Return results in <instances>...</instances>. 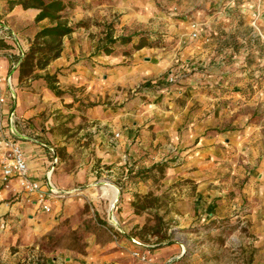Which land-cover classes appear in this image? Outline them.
Here are the masks:
<instances>
[{"label":"crops","instance_id":"0c3cea01","mask_svg":"<svg viewBox=\"0 0 264 264\" xmlns=\"http://www.w3.org/2000/svg\"><path fill=\"white\" fill-rule=\"evenodd\" d=\"M186 1L162 0L170 11L168 16L159 0H88L87 9L80 5L73 18L88 21V26L64 36L59 56L46 67L21 77L20 63L25 55L13 68L15 54H27L36 33L51 23L48 18L36 20L40 8L31 1L0 0V28L9 26L15 34L13 39L0 38V74L10 76L13 86L12 90L5 89L4 110L13 112L19 123L20 132L13 139L22 148L30 177L45 190L50 172V183L66 192L54 198L51 210L46 212L35 200L29 201L27 194L15 199L14 189L3 190L0 245L19 246V251L3 259L5 264L21 260L27 246L28 255L33 257L36 251L31 247L38 238L65 217L77 218L85 202L93 205L100 217L110 216L119 232L116 236L105 232L103 238L99 232H92L84 253L58 249L48 257L47 264H130L131 260L136 264H200L195 263L198 255H192L181 242L170 239L161 244L146 243L132 234L143 221L134 211V193L150 191L146 179L123 181L126 165L133 162L136 169L165 164L169 182L185 181L181 194L173 192L176 198L170 201L172 217H178L181 227L194 228L232 213L246 214L249 249L236 264H264V89L254 88L244 94L243 87L252 80L248 67L243 74L239 70L234 73L233 81L226 75L237 69L240 56L232 51L239 57L232 61L234 66L227 64L231 61L224 63L223 54L233 49L221 44L222 31L215 30L212 23L215 18L235 21L228 15L236 7V0H222L223 9L217 17L215 13L205 21L197 18V37L191 36L190 21L181 12ZM199 1L201 5L209 3L197 0L193 5ZM259 2L237 0L251 25ZM261 5L264 10V0ZM115 14L120 31L126 32L150 25L157 30L164 16L162 24L170 43L142 47L129 56L118 50L106 54L102 49L106 42L96 41L107 32H101L94 21L105 23ZM262 18L264 13L257 21L258 28ZM67 22L71 24L70 19ZM205 63L218 67L202 76L194 69ZM184 66L196 72L183 84L175 85L182 92L165 83L153 85L165 72ZM45 74L56 75L53 84L63 92L61 95L48 87L41 77ZM260 84L264 85V80ZM224 85L232 91L225 92ZM75 115L79 121L83 119V124H69L71 128L62 125ZM171 149L173 163L157 162ZM3 151L0 144V188ZM226 162L236 165L232 168H237L239 187L226 181L234 177L222 180L217 173L218 166ZM72 164L73 169L69 167ZM103 182L119 188L115 208H111L109 194L103 192ZM189 184L192 189L186 188ZM12 187H16L15 182ZM135 248L145 252L149 262L133 258L130 253Z\"/></svg>","mask_w":264,"mask_h":264},{"label":"rangeland","instance_id":"374dc122","mask_svg":"<svg viewBox=\"0 0 264 264\" xmlns=\"http://www.w3.org/2000/svg\"><path fill=\"white\" fill-rule=\"evenodd\" d=\"M62 1L66 4V8L61 12L64 17L63 19L66 21L70 19V25L74 27V30L81 27H87L89 23L88 21H76L73 18L74 12L79 10L80 5L81 9H87L86 5L89 4L88 0ZM97 1H101L103 3V1L106 0ZM194 1L197 2V0H187L186 8L182 9L181 11L186 17H188L190 22L192 19L197 20V18L205 21L207 20L206 17H211L215 13L218 14L215 15L216 17L219 16V13L223 9L224 5L222 0L218 1L217 3H215V0H209V3L203 5H201L200 1L198 4L193 5ZM226 1L227 0H225V2ZM157 3L159 4L162 12L165 15H168L166 13H169L170 11L167 6L162 4V0H159ZM237 5L238 4L236 0V7L234 10H232V12L231 10L226 11H229L230 14L228 16H230V18L234 17L235 21L215 18L213 20L214 22L212 23V26H214L215 30L222 31L224 41L221 44L229 46L233 49L223 54L222 60L224 63L231 61V63L227 64H229L230 67L234 66L232 61L235 59L237 60L239 57H234L232 51L237 52V55L240 56V64H236L237 69L235 71L233 69L231 70V73L226 74L230 76V81H233L234 76L232 75H234V73L236 74L238 70L239 74H243L245 68H250L248 74H250L252 80L243 87L244 94H247L254 88L261 89V91L264 89V85L260 84V81L264 80V18H262L260 21V28H258L259 22H257L256 25L253 23L251 25L247 15H245L244 11H242V9ZM174 11H178V8H174ZM118 17L119 16L115 14L113 19L105 23L94 21L100 31L102 29L103 32H105V30L107 32L106 36L103 35L102 37H98V40L96 41L97 43L101 44L100 42L103 41L106 42L103 46H106L108 45L109 39H107V37L117 38V41L110 46L111 49L113 51L118 50L120 53L122 52L127 56L131 55L142 41L146 42L145 46L143 47H162L170 43V39L165 33L164 16L161 17L162 22L158 24L159 28L157 30H153L154 27L150 25L144 29L134 31L131 30L132 32H126V30L123 28V30L120 31L121 28H119ZM209 42H211V40L206 41V43ZM212 43H215V39L212 41ZM182 44L185 45L186 42H183ZM215 45L218 46L219 43ZM38 57L39 55H35L33 63L36 62ZM219 58H221V56H219ZM217 67L218 65L216 63L212 65L205 63L201 64L194 70L202 73V76H206L209 70ZM194 70L190 71V67L185 66L179 68L174 67L161 75L159 79L156 78L157 80H155L153 85L165 83L167 85L174 86L176 89L175 91L182 92V89L175 85L183 84L181 82L187 76H190L196 72ZM171 71L177 76L175 81H169L167 78L169 72ZM25 81L27 82V80ZM212 88L209 91L210 94L212 93ZM223 88L225 92L229 90L232 91L231 87L229 86L224 85ZM138 89H140V86L136 88V90ZM248 89L250 90L248 91ZM69 124H71V126H80L83 124V119L81 118L79 121L75 115L73 118H70V120L66 119L62 125H65L66 128H71ZM173 153L174 152L172 150L162 154V160L159 159L157 162L164 161L167 165H169V163H173V157H169L173 156ZM65 154L67 155V153ZM63 158L66 159L65 157ZM63 158L62 161L64 160ZM181 162L182 161L179 160L177 163L180 164ZM126 166L127 170H125L123 174V181H129L130 183L136 182L140 179H146L145 181H149L150 191L146 193L148 195L135 192L132 203L134 211L137 214H140V216L143 218L141 225L133 230L132 234L138 235L142 241L146 243L153 242L154 244H161L170 239L176 240L181 242L183 245H187L188 250L189 252H192V255H198V260H196L195 263L200 264H236L239 262L240 256L242 257V255H245V253L248 251V221L247 218L243 217L246 216V214H242V216H240L236 213H232L231 215H228L222 219H214L208 223H203L202 225H198L194 228H190V226L181 227L178 217H172V211H174V207H172V203L170 201L176 198L174 195H172L173 192H177V196L181 194V191L186 185L185 181L178 180L176 182H169L165 164L162 167H154L153 165L145 167L146 165H144V168L136 169L134 167L135 162H133L131 165L127 164ZM232 166L235 167L236 165H231L229 163L221 164V166H218L216 170L217 173L221 175L220 178L222 180L224 178L229 179V176L234 177L231 180L226 181L230 182L235 188L239 187L238 182L235 180V178L238 177V174L235 173L237 168L234 170V167L232 168ZM69 167L73 169L75 168V164H72V166ZM186 188L192 189L190 184L189 186H186ZM154 193L158 194V196H154ZM178 199L179 198L177 197V200ZM9 204L10 203L7 202V205ZM116 205L117 201L113 207L115 208ZM4 220L7 221V218L4 217ZM110 220V216L108 218L106 216L100 217L97 215L93 205L85 202L82 209L80 210V215L77 218H75L74 215L67 218L65 217L58 222L54 229L48 233H44L38 238L36 243L32 245L33 247H31L36 251L33 257L30 256L31 253L28 255L27 246L25 248L26 254L22 256L21 260H17L14 264H47L48 257L53 251H57L58 249L66 248L69 250H75L79 253H84L85 247L88 245L87 239L90 233L99 232L100 238L104 237L105 232H110L111 235H117V232H119L118 228H115L116 225H112V221ZM18 248L19 246L17 245H9L8 248L6 245H0V264H5L3 259L8 254L11 255L15 251H19ZM144 248L145 246L143 249ZM139 249L142 248L139 247ZM136 250L137 249L135 248L131 251L130 255L132 257V253ZM188 250L186 252H188ZM129 263L136 264L135 260H131Z\"/></svg>","mask_w":264,"mask_h":264},{"label":"built area","instance_id":"2783aa9c","mask_svg":"<svg viewBox=\"0 0 264 264\" xmlns=\"http://www.w3.org/2000/svg\"><path fill=\"white\" fill-rule=\"evenodd\" d=\"M259 6H257L255 12L252 14V23L257 24L261 14L264 13L262 0H259ZM191 36L197 37L198 33V22L192 19L190 22ZM15 36L13 30L9 26H3L0 28L1 39H13ZM23 52L15 54L12 67L18 66L22 58L24 57ZM176 75L171 71L168 74L169 81H175ZM5 89L12 90L11 77H3L0 74V144L3 145L4 151L1 156V182L0 195L3 190L14 189L13 197L16 199L20 194L25 193L28 195V200H35L39 203L41 208L49 212L51 210V201L54 198L63 197L66 192H62L55 188L49 181V174L47 173V185L48 189H43L39 183L32 179L29 175V169L27 162L24 158L22 148L13 139L14 136L18 135L19 123L14 116V113H6L4 106L7 105ZM12 182H15L16 187H12ZM133 257L141 262H149V258L146 253L140 250H136L132 253Z\"/></svg>","mask_w":264,"mask_h":264},{"label":"trees","instance_id":"16d2710c","mask_svg":"<svg viewBox=\"0 0 264 264\" xmlns=\"http://www.w3.org/2000/svg\"><path fill=\"white\" fill-rule=\"evenodd\" d=\"M28 1H31L33 3L32 5L35 4L38 8H40V12L36 16L37 21L48 18L51 24L43 27L36 33L29 52L25 54L24 59L20 63L21 77L32 74L35 69H43L46 65H48V63H50V61L58 57L61 51L62 38L74 31V27L68 25V22L63 19L64 17L61 14V12L66 8L65 2L62 0H49L47 2L44 0ZM107 39L109 46H103L102 49L106 54H110L113 53L110 46L117 41V38L107 37ZM145 43L146 42L142 41L136 49L142 48L145 46ZM35 55H39V57L36 59V62L33 63ZM41 77L47 81L48 87L57 95H61L63 93L55 84H53V82L56 81L55 74H45ZM162 166H164V164L154 165V167Z\"/></svg>","mask_w":264,"mask_h":264},{"label":"bare ground","instance_id":"6f19581e","mask_svg":"<svg viewBox=\"0 0 264 264\" xmlns=\"http://www.w3.org/2000/svg\"><path fill=\"white\" fill-rule=\"evenodd\" d=\"M102 189L104 194H109L110 198H111V208L113 207V205L116 203V200L118 198V194H117V189L115 188L114 185L107 183V182H103L102 183ZM110 208V210H111ZM112 213V211H111ZM112 217V214H111Z\"/></svg>","mask_w":264,"mask_h":264}]
</instances>
